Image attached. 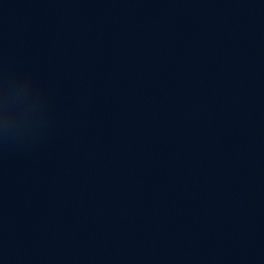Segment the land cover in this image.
Here are the masks:
<instances>
[{"label": "water", "instance_id": "95a60500", "mask_svg": "<svg viewBox=\"0 0 264 264\" xmlns=\"http://www.w3.org/2000/svg\"><path fill=\"white\" fill-rule=\"evenodd\" d=\"M0 264H264V0H0Z\"/></svg>", "mask_w": 264, "mask_h": 264}]
</instances>
